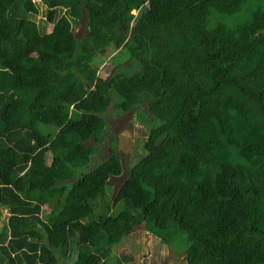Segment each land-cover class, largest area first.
Instances as JSON below:
<instances>
[{"label":"trees","instance_id":"16d2710c","mask_svg":"<svg viewBox=\"0 0 264 264\" xmlns=\"http://www.w3.org/2000/svg\"><path fill=\"white\" fill-rule=\"evenodd\" d=\"M111 105L148 132L113 199ZM139 226L264 264V0H0V264H110Z\"/></svg>","mask_w":264,"mask_h":264},{"label":"rangeland","instance_id":"374dc122","mask_svg":"<svg viewBox=\"0 0 264 264\" xmlns=\"http://www.w3.org/2000/svg\"><path fill=\"white\" fill-rule=\"evenodd\" d=\"M134 12L136 13V10H134ZM245 14L247 15V11ZM245 14L239 13L237 16H230V20L232 23H237L245 17ZM39 15L45 16L43 14ZM212 19L214 21L221 20L215 16ZM84 22V19H82L81 24L76 30L77 36H83L85 34L86 29L84 27ZM46 26V30L50 31L53 25L47 23ZM111 53H113L112 49L109 51L108 55H96L93 60V67H95L98 73L103 77H107L114 69V64L110 57ZM123 56V53H119L116 57V61ZM113 108L114 106L111 105L108 114L110 123L108 135L101 144L100 152L93 155V159L87 167L90 169L97 167L100 163L106 160L110 152H114V150H117L122 154L124 171L121 176H112L110 178L109 183L113 188L110 185L107 187V189L112 192V199L116 195L119 185L127 177L128 169L134 164L135 159H138L145 153L143 144L148 134L146 126L142 125L141 122L137 120L136 114L133 110L124 114L122 118L115 119L112 117ZM109 194H111L110 191L108 195ZM45 209L49 210L46 206ZM187 245L188 241L186 235L183 233L178 241H174L172 247V245L162 242L159 238L152 235L144 228V226H139L130 233L129 236L125 237L119 245L113 248V257L109 259V263L117 264L116 257L122 258L123 260L125 255H131V257L133 256L137 261V264H187L185 254L187 250H185V248ZM63 264H70V262H64Z\"/></svg>","mask_w":264,"mask_h":264},{"label":"crops","instance_id":"0c3cea01","mask_svg":"<svg viewBox=\"0 0 264 264\" xmlns=\"http://www.w3.org/2000/svg\"><path fill=\"white\" fill-rule=\"evenodd\" d=\"M47 207V206H46Z\"/></svg>","mask_w":264,"mask_h":264}]
</instances>
